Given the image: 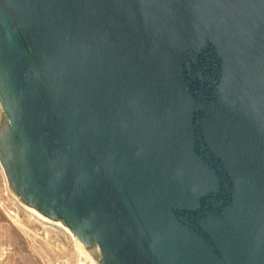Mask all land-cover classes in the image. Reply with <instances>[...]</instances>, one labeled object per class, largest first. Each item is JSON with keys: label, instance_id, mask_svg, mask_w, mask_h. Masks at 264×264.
<instances>
[{"label": "water", "instance_id": "1", "mask_svg": "<svg viewBox=\"0 0 264 264\" xmlns=\"http://www.w3.org/2000/svg\"><path fill=\"white\" fill-rule=\"evenodd\" d=\"M0 167L100 264H264V0H0Z\"/></svg>", "mask_w": 264, "mask_h": 264}, {"label": "rangeland", "instance_id": "2", "mask_svg": "<svg viewBox=\"0 0 264 264\" xmlns=\"http://www.w3.org/2000/svg\"><path fill=\"white\" fill-rule=\"evenodd\" d=\"M34 210L14 198L0 167V264H100L66 225Z\"/></svg>", "mask_w": 264, "mask_h": 264}, {"label": "bare ground", "instance_id": "3", "mask_svg": "<svg viewBox=\"0 0 264 264\" xmlns=\"http://www.w3.org/2000/svg\"><path fill=\"white\" fill-rule=\"evenodd\" d=\"M35 211V210H34ZM39 214V213H38ZM40 215V214H39ZM90 261V260H89Z\"/></svg>", "mask_w": 264, "mask_h": 264}, {"label": "built area", "instance_id": "4", "mask_svg": "<svg viewBox=\"0 0 264 264\" xmlns=\"http://www.w3.org/2000/svg\"><path fill=\"white\" fill-rule=\"evenodd\" d=\"M12 214V212H10Z\"/></svg>", "mask_w": 264, "mask_h": 264}]
</instances>
